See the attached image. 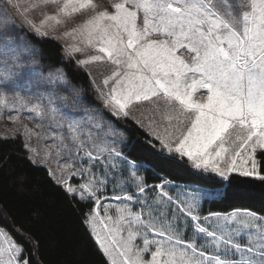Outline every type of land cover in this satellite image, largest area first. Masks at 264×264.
<instances>
[{
    "label": "snow or ice",
    "instance_id": "obj_1",
    "mask_svg": "<svg viewBox=\"0 0 264 264\" xmlns=\"http://www.w3.org/2000/svg\"><path fill=\"white\" fill-rule=\"evenodd\" d=\"M4 3L15 10L11 0ZM77 7L93 5L91 0H70L61 11L67 14V9ZM112 8L114 14L100 12L83 25L87 45L93 47L96 41V51L117 69H125L103 81L105 88L114 83L107 92L98 89L110 115L127 118L132 104L162 94L169 115L191 114L186 130L174 142L165 141L148 126L169 154L186 158L195 169L215 173L223 180L235 173L264 181L257 159L258 152L264 154V0H117ZM26 23L43 35L31 20ZM16 35L14 23L0 18V50L13 51L11 37ZM185 53L189 60L182 58ZM96 61L101 57L80 64ZM201 90L203 102H193V94ZM71 127L75 131V124ZM165 133L171 135L170 128ZM86 155L99 160L92 152ZM64 190L70 195L77 191L68 186ZM98 190L94 181L80 185L79 198L95 204V217L89 213L85 220L94 237L93 220L101 207ZM139 191H145L142 185ZM112 199L130 201L132 197L114 195ZM104 211L107 216L106 207ZM116 211L128 215L127 225L117 221L126 239L117 241L119 228L103 239L96 238L108 264H264V216L259 214L200 216L193 203L163 192L145 204L143 213L133 214L127 208ZM144 213L147 222L141 218ZM181 221L185 223L178 226ZM185 227L187 240L181 238ZM109 240L121 244L113 248L116 257L109 252ZM0 264H29L23 248L2 229Z\"/></svg>",
    "mask_w": 264,
    "mask_h": 264
},
{
    "label": "rangeland",
    "instance_id": "obj_2",
    "mask_svg": "<svg viewBox=\"0 0 264 264\" xmlns=\"http://www.w3.org/2000/svg\"><path fill=\"white\" fill-rule=\"evenodd\" d=\"M69 2L70 0H59L58 3H46L45 0H11L15 7L13 10V7L4 3V0H0V18L13 22L18 34L21 29L26 28L39 36L58 40L64 46L67 57L75 60L78 66L89 74L95 99L101 107L93 106L81 88L71 85L62 69L43 65L39 51L23 36L17 34L11 37L10 47L13 51L0 50V138L21 137L29 158L34 163L46 167L53 179L62 186L77 189L73 194L75 196L80 197L82 194L81 184L89 181L96 183L99 189L96 196L101 204L98 209L99 216L93 220L96 237L88 227L95 241L97 237L103 239L109 235V231L115 232L117 228L121 233L117 241L126 239L124 228L118 225L117 221L127 225L129 218L127 213H117L116 209L127 208L133 214L143 213L145 204H151L161 192L171 195L170 197L174 199L179 196L186 203H193L196 214L203 216L201 213L203 201L213 197V193L195 188H173L166 192L160 186L144 187L143 175L140 172L115 160V157H121L120 152L126 138L106 118L105 112L109 113V110L103 107L98 89L107 92L114 83L105 88L103 81L114 71L119 70L123 73L125 69L123 66L117 69L107 57L96 51V41L93 42V47L87 45L83 25L100 12L114 14L112 4L117 0H91L93 7H77L75 11L69 8L66 10L67 14L62 13L64 4ZM48 17H55V20ZM28 20H31L43 35L30 27L26 23ZM41 24L44 26L40 27ZM95 56H100L101 61L81 66L80 61L91 60ZM182 58L190 59L187 53ZM203 100L204 90L193 94V102ZM33 108H37L38 111H30ZM128 111L127 118L145 130L165 152L167 150L152 134V130L159 132L165 141L174 142L179 132L186 130L188 116L191 115L186 113L179 118L169 115L170 110L165 108L162 94L150 101L134 103ZM73 124L75 131L71 127ZM150 124L153 129L148 127ZM166 128H170L171 135L165 133ZM101 147L104 148L103 152L100 151ZM87 152L98 155L99 160H91L87 157ZM114 152L119 153V156L114 155ZM140 185L145 189L143 193L139 191ZM114 195H129L132 200H115L112 199ZM105 207L108 209L107 216ZM92 214L95 217V213ZM228 214L230 213L219 215ZM141 218L147 222V213ZM100 220L106 222L101 224ZM183 223L185 222H177V225ZM5 232L17 244L13 236ZM181 238L184 240L189 238L187 227L181 233ZM108 243L111 245L110 254L116 257L118 254L113 248H119L121 244L111 240ZM2 246L7 247V244Z\"/></svg>",
    "mask_w": 264,
    "mask_h": 264
},
{
    "label": "trees",
    "instance_id": "obj_3",
    "mask_svg": "<svg viewBox=\"0 0 264 264\" xmlns=\"http://www.w3.org/2000/svg\"><path fill=\"white\" fill-rule=\"evenodd\" d=\"M18 35L39 51L43 65L62 69L71 85L81 88L93 106L101 107L89 74L67 57L58 40L26 28ZM105 115L126 138L121 157L115 160L140 172L144 187L160 186L166 192L173 188L209 191L214 196L204 199L203 216L237 210L264 216V181L235 173L223 180L197 170L186 158L161 149L133 120ZM257 159L264 172V154L258 152ZM94 206V201L70 195L46 167L34 163L21 137L0 138V228L23 248L29 264H108L85 223Z\"/></svg>",
    "mask_w": 264,
    "mask_h": 264
},
{
    "label": "crops",
    "instance_id": "obj_4",
    "mask_svg": "<svg viewBox=\"0 0 264 264\" xmlns=\"http://www.w3.org/2000/svg\"><path fill=\"white\" fill-rule=\"evenodd\" d=\"M241 212H247V211H241Z\"/></svg>",
    "mask_w": 264,
    "mask_h": 264
}]
</instances>
